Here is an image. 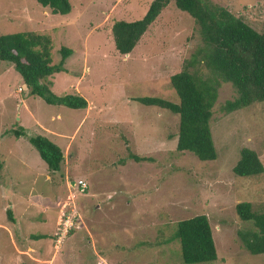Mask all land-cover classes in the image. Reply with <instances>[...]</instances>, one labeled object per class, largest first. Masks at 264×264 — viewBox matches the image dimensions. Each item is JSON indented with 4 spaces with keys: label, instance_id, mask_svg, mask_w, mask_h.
<instances>
[{
    "label": "rangeland",
    "instance_id": "374dc122",
    "mask_svg": "<svg viewBox=\"0 0 264 264\" xmlns=\"http://www.w3.org/2000/svg\"><path fill=\"white\" fill-rule=\"evenodd\" d=\"M70 1V14L55 15L37 0H0V35H49L53 65L63 47L71 49L66 71L49 78L52 91L88 101L87 109L49 105L0 61V264H186L175 235L178 222L197 215L208 216L218 253L200 264H264V254L252 255L241 239L253 222L236 211L240 202L264 211V174L233 171L243 148L264 164V102L227 113L223 105L238 93L221 81L211 120L218 158L178 152L179 115L135 99L179 102L170 79L205 47L195 20L171 0L124 56L113 24L142 19L154 0ZM207 1L264 31V0ZM190 70L212 76L202 64ZM16 129L26 135L18 138ZM38 135L64 151L60 172H50L30 143ZM130 152L152 161L136 162ZM79 180L88 184L85 193L72 185ZM67 203L83 223L57 247L52 235Z\"/></svg>",
    "mask_w": 264,
    "mask_h": 264
},
{
    "label": "trees",
    "instance_id": "16d2710c",
    "mask_svg": "<svg viewBox=\"0 0 264 264\" xmlns=\"http://www.w3.org/2000/svg\"><path fill=\"white\" fill-rule=\"evenodd\" d=\"M178 9L187 12L199 27L204 49L179 73L174 74L171 86L179 102L144 97L135 99L145 106H155L179 115L177 151L189 152L203 162L218 158L213 139L211 120L218 100L221 81L231 83L238 96L227 101L223 110L233 113L264 102V31L258 32L243 19L225 7L207 0H174ZM53 14L68 15L73 6L70 0H37ZM171 0H154L146 15L136 21L118 20L112 33L116 50L121 55L133 52L141 38L157 20ZM53 41L49 35L38 32H20L0 35V61L14 66L21 75L31 96H38L49 105L71 109H87L88 101L80 95L58 96L52 91L49 78L66 71V61L73 54L67 47L61 49L62 59L53 65ZM200 56V60L196 59ZM202 64L211 73L204 77L191 67ZM23 90V89H22ZM18 138L25 136L24 129L13 131ZM38 150L50 172H60L65 162L64 151L46 136L29 138ZM136 162H150V157L129 153ZM4 163L0 160V170ZM240 177L264 174V164L259 154L250 148L241 150L240 160L233 169ZM238 216L253 222L255 229L241 233L247 251L252 255L264 254V211H257L250 202L236 206ZM10 220L14 221L11 212ZM175 239L180 241L183 261L186 264L211 263L218 259L213 231L207 215H197L178 222Z\"/></svg>",
    "mask_w": 264,
    "mask_h": 264
},
{
    "label": "built area",
    "instance_id": "2783aa9c",
    "mask_svg": "<svg viewBox=\"0 0 264 264\" xmlns=\"http://www.w3.org/2000/svg\"><path fill=\"white\" fill-rule=\"evenodd\" d=\"M74 188H79L81 193H85L88 189V184L84 180L75 182ZM70 204L64 205L60 212L58 229L55 234L57 247L62 245V242L67 236L75 230L81 229L82 214L79 212L76 206L69 208ZM82 222V223H81Z\"/></svg>",
    "mask_w": 264,
    "mask_h": 264
},
{
    "label": "crops",
    "instance_id": "0c3cea01",
    "mask_svg": "<svg viewBox=\"0 0 264 264\" xmlns=\"http://www.w3.org/2000/svg\"><path fill=\"white\" fill-rule=\"evenodd\" d=\"M56 232L52 235L53 237L55 236ZM43 236V235H42ZM46 236V235H45ZM33 250V249H32ZM34 251V250H33Z\"/></svg>",
    "mask_w": 264,
    "mask_h": 264
},
{
    "label": "water",
    "instance_id": "95a60500",
    "mask_svg": "<svg viewBox=\"0 0 264 264\" xmlns=\"http://www.w3.org/2000/svg\"><path fill=\"white\" fill-rule=\"evenodd\" d=\"M72 185L74 186L75 185V182H73Z\"/></svg>",
    "mask_w": 264,
    "mask_h": 264
}]
</instances>
